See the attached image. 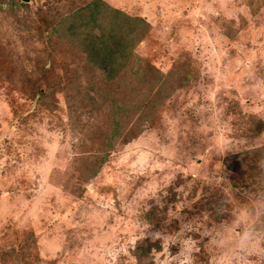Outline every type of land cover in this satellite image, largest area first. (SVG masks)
<instances>
[{
	"label": "rangeland",
	"instance_id": "374dc122",
	"mask_svg": "<svg viewBox=\"0 0 264 264\" xmlns=\"http://www.w3.org/2000/svg\"><path fill=\"white\" fill-rule=\"evenodd\" d=\"M92 1L0 0V264H264V0Z\"/></svg>",
	"mask_w": 264,
	"mask_h": 264
},
{
	"label": "trees",
	"instance_id": "16d2710c",
	"mask_svg": "<svg viewBox=\"0 0 264 264\" xmlns=\"http://www.w3.org/2000/svg\"><path fill=\"white\" fill-rule=\"evenodd\" d=\"M99 3L103 5L106 9H108L110 12H112L111 15L105 14V18L110 17L112 23L114 24V27L116 28H118L119 26L122 27L126 31V34L129 35L132 30L131 29L132 24L129 19L131 17L121 13L117 9H113L111 7L107 8L106 4L103 3L102 0H93L91 3V6H93L92 10L90 9L91 6H87V5L85 6V10H90L89 15L90 14L93 15L95 13V6L99 5ZM91 19H93V17ZM72 20L73 18L69 17L68 21L71 22ZM73 28H75V26H73ZM76 36H78V38L80 39V45L82 46L80 50L88 58V61L90 60V62L94 66H96L100 71L104 73L105 78L109 80L115 78L118 72L120 70H123L126 66V63L131 59V54L128 50V47L126 46L127 38L126 36H124L122 31L117 33L114 30V28H109L106 34L105 31L104 32L100 31V33L96 35L91 30H88L86 31V33L84 34L79 33ZM125 71L126 68L124 72ZM134 73L136 72L134 71ZM156 94H158L157 91ZM125 124L122 126H125ZM120 125H121L120 120H118L116 117L111 118L110 132L103 134L104 135L103 137L105 138L107 137L109 140V141L106 140L105 143L103 144L104 148H107L110 145L112 146L113 141L116 139V136L119 133V129L121 127ZM112 138L113 140H111ZM107 150L108 149H104L105 151V153H103L104 155H106Z\"/></svg>",
	"mask_w": 264,
	"mask_h": 264
}]
</instances>
